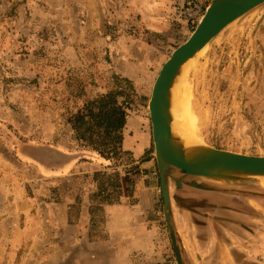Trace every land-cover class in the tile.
Instances as JSON below:
<instances>
[{
  "label": "rangeland",
  "instance_id": "1",
  "mask_svg": "<svg viewBox=\"0 0 264 264\" xmlns=\"http://www.w3.org/2000/svg\"><path fill=\"white\" fill-rule=\"evenodd\" d=\"M21 1L0 0L3 264H86L87 257V264H97V253L101 260L111 253L100 244L108 239L112 216L106 204L99 205L107 195L114 205L123 199L133 204L140 188L149 190L160 197L165 222L148 111L151 89L143 81L146 74L154 81L197 25L174 15L177 0H25L16 7ZM206 1L208 6L211 0ZM185 80L190 103L181 107L188 113L183 124L189 126L192 114L193 129L208 146L263 156L264 4L209 44ZM76 81L86 92L81 99L73 96ZM113 91L129 107L123 141L136 135L137 144L146 139L144 161L123 150V142L121 154L108 160L80 148L66 123L65 106L75 111L84 100ZM149 154L152 161L142 164ZM166 180L170 198L188 181L241 195L243 213L232 218L231 231H225L223 219L215 224L214 249L223 245L217 264H264V189L255 184L222 189L173 168ZM100 189L105 190L95 197ZM200 193L192 204L206 209L200 220L209 224L215 205L207 202L209 194ZM169 212L171 218L170 204ZM166 230L169 235L167 225ZM169 240V264H177L170 235Z\"/></svg>",
  "mask_w": 264,
  "mask_h": 264
},
{
  "label": "water",
  "instance_id": "2",
  "mask_svg": "<svg viewBox=\"0 0 264 264\" xmlns=\"http://www.w3.org/2000/svg\"><path fill=\"white\" fill-rule=\"evenodd\" d=\"M263 4L264 0H211L188 39L162 64L152 85L148 111L154 157L159 172L163 213L177 264H183V260L169 212L170 190L166 180L169 169H176L185 176L196 177L222 189H239L246 184L257 185L248 176L264 173V155L215 149L203 140V145L198 149L190 146L179 149L180 140L186 138L190 131L178 117L172 120V124L169 121L172 91L176 87L179 89L182 82L177 74L186 68L188 74L209 44L232 24ZM199 51L201 52L198 53ZM173 182L180 186V180L173 179Z\"/></svg>",
  "mask_w": 264,
  "mask_h": 264
},
{
  "label": "crops",
  "instance_id": "3",
  "mask_svg": "<svg viewBox=\"0 0 264 264\" xmlns=\"http://www.w3.org/2000/svg\"><path fill=\"white\" fill-rule=\"evenodd\" d=\"M126 75L131 76V71L127 70ZM150 78L152 77L146 74L143 81L144 85H149V90L152 89L154 83V81L151 83ZM137 140V135L124 137L123 150L131 152L135 159L144 161L143 155H146L149 146L146 139L143 140V144H137ZM150 155L146 162L141 163L149 164L152 161ZM93 156L91 155V157ZM191 182L188 181L184 184L182 189L176 191L170 198L171 220L177 243L183 249L186 264H194V262L209 264L210 261L207 259L211 260V264H217L216 255L221 252L223 245L218 247L219 250L214 249L217 234L215 224L220 221L219 219H223V228L225 231H231V225L234 224L232 218L237 216L241 218L243 213L241 209L242 196L234 195L229 191L214 189L210 185L206 188H196L190 186L189 183ZM200 192L209 194L212 201L207 202H212L211 204L215 205L213 211L209 210L212 212L209 213L215 221L209 220V224L200 220V216L206 213V209L199 210L192 204L197 197H201L198 196ZM157 196L149 190L140 188L133 204L123 199L114 206L105 207V210L112 216L106 227L108 239L100 244H102L104 251L109 250L111 253L103 256L102 260L100 254L97 253V264H169L171 260L169 256L171 253L170 240L158 203L160 197ZM222 202L233 203L234 207L226 206ZM1 208L2 206H0ZM84 221L86 227L87 222H89L86 214ZM3 236L4 234L0 231V264H3L7 258L4 255ZM85 244L87 243L85 242ZM227 251L228 248L226 247L225 261L230 262ZM209 254H214V257L209 258ZM86 260L88 257L85 258L87 264ZM12 261L14 260L12 259Z\"/></svg>",
  "mask_w": 264,
  "mask_h": 264
},
{
  "label": "trees",
  "instance_id": "4",
  "mask_svg": "<svg viewBox=\"0 0 264 264\" xmlns=\"http://www.w3.org/2000/svg\"><path fill=\"white\" fill-rule=\"evenodd\" d=\"M25 4L22 0L18 5ZM14 81V79H3V82ZM77 90L73 96L81 99L86 95L85 89L80 82L76 81ZM118 92L100 94L94 99H86L83 105L75 111L64 107L63 115L66 123L73 131V138L80 148H88L99 157L106 160L119 156L122 152L123 135L122 130L128 119L129 107L124 102H120ZM96 177L100 173L94 174ZM118 191L117 199L121 196L120 185H116ZM105 189H100L94 196L98 197ZM109 195L103 198L100 206L114 205L108 200ZM118 203V202H117ZM91 213V212H89Z\"/></svg>",
  "mask_w": 264,
  "mask_h": 264
},
{
  "label": "bare ground",
  "instance_id": "5",
  "mask_svg": "<svg viewBox=\"0 0 264 264\" xmlns=\"http://www.w3.org/2000/svg\"><path fill=\"white\" fill-rule=\"evenodd\" d=\"M200 52L201 51H199L198 53ZM186 75H187V68L182 71H179L177 74V77L182 80L181 85H179V89H181L182 92L179 89H176L177 87L172 91V95L170 99V108H169V121L171 124H172V120L174 121L175 117L176 118L178 117L180 119V122H183L184 119L188 117V113L186 111H183L181 108L183 106L188 107L190 103V89L188 83L185 80ZM194 121H195L194 115L191 114V121H189L190 122L189 126L185 123L182 124L185 125L190 132L186 138L184 137V139L180 140L179 149L181 147L185 148L187 146H190L193 149L194 148L198 149L201 147V145H203V142L200 139L199 135L193 129ZM248 177L251 178V180L254 181L259 187L264 189V173L249 175Z\"/></svg>",
  "mask_w": 264,
  "mask_h": 264
},
{
  "label": "built area",
  "instance_id": "6",
  "mask_svg": "<svg viewBox=\"0 0 264 264\" xmlns=\"http://www.w3.org/2000/svg\"><path fill=\"white\" fill-rule=\"evenodd\" d=\"M206 0H177L174 15L182 17L186 24L197 25L205 14Z\"/></svg>",
  "mask_w": 264,
  "mask_h": 264
}]
</instances>
